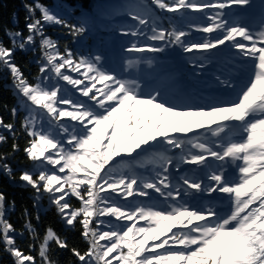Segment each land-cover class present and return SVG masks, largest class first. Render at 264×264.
<instances>
[{
  "label": "snow or ice",
  "instance_id": "1",
  "mask_svg": "<svg viewBox=\"0 0 264 264\" xmlns=\"http://www.w3.org/2000/svg\"><path fill=\"white\" fill-rule=\"evenodd\" d=\"M233 6L252 5L129 0L115 8L79 0L65 15L60 7L32 0L24 4L26 35L3 27L11 46L0 40V71L9 73L17 104L10 108L13 122L0 116V129L13 138L12 151L0 153V172L17 179L7 161L20 150L19 118L33 170H22L18 179L34 190L35 219L47 195L65 227L79 225L87 244L83 252L70 247L50 225L41 234L28 208L17 232L6 218L16 202L0 191V244L13 264H60L57 250L70 251L79 264H264V0L251 20L233 13ZM157 9L180 13L181 22L193 10L205 22L187 23L186 31L168 18L166 27ZM116 16L129 21L117 28L131 38L123 52L139 54L123 57L119 67L107 66L99 52L77 54L67 45L61 51L47 34V26L58 25L75 41L94 18ZM193 29L205 35L189 39ZM171 46L199 53L190 63L201 71L221 46L235 50L214 77L224 92L237 89V73L245 65L249 78L234 100L189 103L190 96L174 90L175 73L158 56L147 55ZM17 50L39 51L34 83L16 63ZM7 140L0 132V144ZM25 232L31 241L27 252L17 244Z\"/></svg>",
  "mask_w": 264,
  "mask_h": 264
},
{
  "label": "trees",
  "instance_id": "2",
  "mask_svg": "<svg viewBox=\"0 0 264 264\" xmlns=\"http://www.w3.org/2000/svg\"><path fill=\"white\" fill-rule=\"evenodd\" d=\"M46 5H50L46 0H41ZM145 3H150V0H144ZM25 3H32V0H0V40H3L4 44L11 46L10 41L6 35H4L3 27L19 28L27 34L25 28V15L26 10L24 8ZM69 5L74 6V1H69ZM50 7V6H49ZM159 11L160 10H156ZM39 15V13H37ZM18 19V23H14ZM61 27L58 25L47 26V34L54 37L53 30H59ZM64 35V34H62ZM59 35L56 39H60ZM65 45V44H64ZM63 44H60V49L63 51ZM40 53L37 51L35 54L31 50L22 52L17 50L15 53V61L21 67L25 76L29 78L31 82H35L33 79L38 73V65L36 60L39 58ZM11 79L9 73L4 70L0 71V116H3L6 123L13 122V117L10 112V108L17 104V97L13 93L11 88ZM7 105L8 107H4ZM24 113L21 112L20 116ZM17 136L16 142L20 146V150L11 155L8 159V163L11 164L14 169V173L17 177L15 180H9L7 176L0 172V191H3L8 201L14 200L16 202L15 209L7 214L10 222L14 225L17 232L22 230L24 219L22 216V210L28 208L32 214V223L37 226L38 231L43 234L47 226H52L62 236H66L70 247H77L81 252L85 251L87 244L80 236L79 225L75 229L65 227L63 221L60 220L56 213V209L49 203L47 195L43 196L40 200V220L35 219L36 208L33 207L32 201L34 197V190L31 187H25L23 182L18 179L19 173L22 170H33L32 164L26 159L23 149L27 143L28 137L20 129V120H15ZM4 135L8 136L6 143L0 144V153H9L12 151L13 138L10 133L0 129ZM131 199V198H129ZM73 204L78 205V201L73 199ZM29 235L24 233L23 237L17 236V244L24 250L28 251V244L30 243ZM33 255H36V251H32ZM56 256L58 257L60 264H79L77 259L67 250H57ZM0 264H13L12 258L3 251V245L0 244Z\"/></svg>",
  "mask_w": 264,
  "mask_h": 264
},
{
  "label": "rangeland",
  "instance_id": "3",
  "mask_svg": "<svg viewBox=\"0 0 264 264\" xmlns=\"http://www.w3.org/2000/svg\"><path fill=\"white\" fill-rule=\"evenodd\" d=\"M125 2H126V3L129 2V0H125Z\"/></svg>",
  "mask_w": 264,
  "mask_h": 264
}]
</instances>
